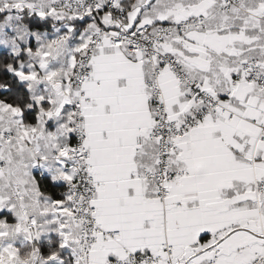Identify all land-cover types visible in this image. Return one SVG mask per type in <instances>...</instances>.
<instances>
[{
    "label": "snow or ice",
    "instance_id": "6c2138e0",
    "mask_svg": "<svg viewBox=\"0 0 264 264\" xmlns=\"http://www.w3.org/2000/svg\"><path fill=\"white\" fill-rule=\"evenodd\" d=\"M0 264H264V0H0Z\"/></svg>",
    "mask_w": 264,
    "mask_h": 264
}]
</instances>
